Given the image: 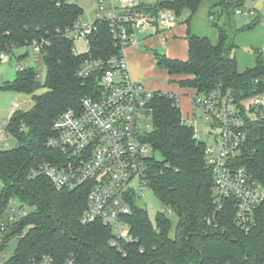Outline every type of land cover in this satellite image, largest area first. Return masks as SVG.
<instances>
[{"label": "trees", "instance_id": "trees-1", "mask_svg": "<svg viewBox=\"0 0 264 264\" xmlns=\"http://www.w3.org/2000/svg\"><path fill=\"white\" fill-rule=\"evenodd\" d=\"M203 1L159 2V7L173 9L177 17L186 13L188 55L179 59L156 52L157 66L167 71L172 83L199 93L219 86L223 96L239 101L261 91L254 79L264 74L263 52H256L255 66L239 71L234 35L264 23V15L235 30L230 21L219 24L218 40L212 43L191 30L192 18ZM245 3L217 0L209 13L218 19L231 9L235 13ZM82 12L79 4L69 0H0V53H12L41 38L48 41L43 53L47 69L44 91L35 93L41 82L37 69L31 66L20 67L14 80L4 86L32 93L35 101L31 108L13 113L5 124L17 145L0 144V222L7 224L0 251L13 237L18 238L14 253L4 264H33L34 258L44 253L57 261L74 257L75 264H264V200L254 208L255 223L249 230L236 222L234 197L224 198L218 208L205 159L206 143L194 136L195 128L186 121L176 93L157 90L147 102L152 129L143 140L160 155L150 164L149 185L163 209L152 222L148 210L133 203L124 219L136 241L120 240L111 245L112 225L101 220L80 222L88 205L87 184L57 190L44 175H31L33 168L50 160L55 152L45 145L53 120L69 107H79L92 85V81L82 84L76 76L82 56L74 55V41L62 33ZM92 50L103 56L116 51L104 23H100ZM263 125L264 120L251 124L250 149L236 165L247 167L251 178L264 186ZM12 197L20 201L14 221L8 219L11 213L3 212ZM169 213L178 219L174 229Z\"/></svg>", "mask_w": 264, "mask_h": 264}, {"label": "built area", "instance_id": "built-area-1", "mask_svg": "<svg viewBox=\"0 0 264 264\" xmlns=\"http://www.w3.org/2000/svg\"><path fill=\"white\" fill-rule=\"evenodd\" d=\"M162 1L166 0H92L100 6L96 18L83 21L79 17L64 28L63 35L73 41L82 40L85 45L83 52L75 42L72 46L74 55L82 56L76 76L82 84L92 81V85L81 97L79 107H69L53 120L45 145L55 152L50 160L31 170L33 176L47 177L57 190L87 184L88 205L80 222L101 220L112 225L111 245L120 240H137L124 217L131 213L139 193L134 183L140 190L151 188L148 176L156 152L143 138L149 132L145 120L152 114L147 102L154 91L131 78L127 48L135 30L142 27L155 28V35L166 40L167 31L177 23V15L173 9L159 7ZM252 12L247 5L235 10L236 15ZM100 23L108 26L116 50L107 56L92 50ZM47 43L41 38L28 47L43 55ZM0 59L6 60L7 52L0 53ZM254 83L262 90L239 101L231 95L223 96L219 86L205 93L195 91L191 96L193 111H203L208 123L209 140L205 141L204 152L212 172L214 202L221 208L224 198L234 197L236 222L245 230L254 225V208L264 200V186L251 178L247 167L236 165L237 159L250 149L251 124L264 120V74ZM10 110L12 114L20 110L17 99L11 102ZM194 136L201 139L196 128ZM9 203L3 212L8 211ZM17 213L18 208H13L8 219L16 220ZM6 229V222H0L1 235ZM33 264H75V259L57 261L52 254L44 253L34 258Z\"/></svg>", "mask_w": 264, "mask_h": 264}, {"label": "rangeland", "instance_id": "rangeland-1", "mask_svg": "<svg viewBox=\"0 0 264 264\" xmlns=\"http://www.w3.org/2000/svg\"><path fill=\"white\" fill-rule=\"evenodd\" d=\"M75 1L79 4L83 12L80 16V19L83 21L93 20L96 18L98 12H100V6L97 2H92V0H69ZM232 11V9L230 10ZM232 14H235L232 11ZM236 15V14H235ZM186 13H182L180 16L176 17L177 25L173 28L172 33L176 34L175 40L170 38L168 43H161L157 39L151 38L152 34L155 35L156 29L153 27L149 28H138L135 30L134 39L130 46L127 48V57L129 59V71L131 73L132 78L136 82L143 83L146 88L157 91V90H168L165 92L173 91L178 95L179 105L182 108L183 115L186 118V121L193 125L196 128V131L199 133L201 140L206 141L209 140L208 137V123H206V115L201 110H194L192 114L190 111L192 110V101H191V91L180 88L177 84L172 83L169 79V75L166 70L161 69L156 64L155 53L166 54L172 57L182 58L183 55L187 57V44L184 41V34L186 31ZM248 19H250L249 14L240 15L237 14L235 16V21L238 26L245 23ZM233 25V20L230 18L229 20ZM215 22H219L218 19L208 18V14L205 13L204 8L202 6L196 12V14L192 18V26L193 23L197 25L198 28L209 27L211 30L213 28H217L214 26ZM221 24V23H219ZM179 25V28H177ZM153 35V36H154ZM143 42L141 43V41ZM75 46L80 52L85 50V45L82 40L76 39ZM237 46L234 49V53L240 50ZM243 49V48H242ZM250 50V49H249ZM256 56V52H263V48H255L254 50H250ZM27 53V54H26ZM26 54L24 58H20L22 55ZM38 55L39 59L35 60V56ZM35 67L38 72V79L41 84L37 87L35 93L39 94L44 91L43 82L46 77V62L45 58L42 54L34 53V51L30 47H21L15 49L12 53H7V59H0V125L3 126V131H0V144L4 147H15L17 145V140L5 131V123L9 121L12 116V111L10 110L11 102L14 99H17L20 104V110L25 111L31 108L35 101L33 98V94L25 91H17L10 88H5V84L14 80L17 74V70L21 67ZM3 86V87H2ZM172 93V92H170ZM148 125L147 130L150 131L152 129V117H148L145 120ZM2 135L6 136L8 143H4L2 141ZM156 157L160 158L159 153L156 152ZM135 188H138V194L135 198V205H138L142 208H146L148 210L149 217L152 222L155 221L156 213L163 209L162 204L159 199L155 196L153 190L151 188H145L140 190L139 184L137 182L134 183ZM3 183L0 180V190L2 189ZM20 201L16 197H12L10 199V203L8 206L7 213H11L13 208H18ZM170 217L173 221V229L177 223V216L175 214L169 213ZM4 232H2L3 234ZM173 230L171 234L173 235ZM4 235V234H3ZM1 239V233H0ZM18 238L13 237L9 244L4 248V250L0 251V264L5 263L14 253L17 246Z\"/></svg>", "mask_w": 264, "mask_h": 264}, {"label": "crops", "instance_id": "crops-1", "mask_svg": "<svg viewBox=\"0 0 264 264\" xmlns=\"http://www.w3.org/2000/svg\"><path fill=\"white\" fill-rule=\"evenodd\" d=\"M216 2H217V0H205L201 4L202 8H204L205 13L208 14V18H210V19H211V15H210L209 11H210L211 7H213L216 4ZM245 5H247L248 7H252V9H253V12L251 14H249L250 19H248L245 23H248L252 18H254L257 15H264V0H246ZM235 16H236L235 14H232V11L224 12L218 18V20H219V23L224 24V23H227L230 20V18H232L233 29L235 30L238 27V25L236 24V21H235ZM245 23H243V24H245ZM243 24H241V25H243ZM176 25L173 28H175ZM173 28L171 30L167 31L166 40L163 39V37L161 35L153 36L154 34H152L151 38L157 39L158 41H160L163 44H165L166 42L168 43V41L172 37L175 40L176 34L172 33ZM177 28H179V25ZM213 29L214 30H211L209 27L198 28L196 23L195 24L193 23V26H192V21H191V30L194 33H196L199 36H207L211 40L212 43H216L218 40V29L217 28H213ZM185 34H186V31H185ZM185 34H184L183 39L187 44V40L185 39ZM142 42H143V40L141 41V43ZM234 42L237 46L243 48V49L239 48L240 50H238V52H236L239 71L242 72L249 67L255 66L257 56L253 52H251L250 50H254L255 48H261V49L263 48V50H264V23H260V24L256 25L255 27H253L252 29H249V30L236 32L234 35ZM187 52H188V49H187ZM170 57H172V56H170ZM173 58H179V57L175 56ZM186 58L187 57H185V55H183L182 58H179V59H186ZM128 62H129V59H128ZM129 73H130V71H129ZM130 76H131V73H130ZM131 78H132V76H131ZM169 79H170V77H169ZM182 89L190 90L191 94H193L195 92L194 89H190V88L189 89L182 88ZM163 91H168V90H163ZM170 92H173V91H170ZM192 112H193V107H192V110L190 111V113L192 114ZM5 139H6V137H5ZM5 139H3V135H2V141H4V143L6 144Z\"/></svg>", "mask_w": 264, "mask_h": 264}, {"label": "water", "instance_id": "water-1", "mask_svg": "<svg viewBox=\"0 0 264 264\" xmlns=\"http://www.w3.org/2000/svg\"><path fill=\"white\" fill-rule=\"evenodd\" d=\"M218 25H219V22H215V23H214V26H215V27H218ZM28 131H29V129H28Z\"/></svg>", "mask_w": 264, "mask_h": 264}]
</instances>
